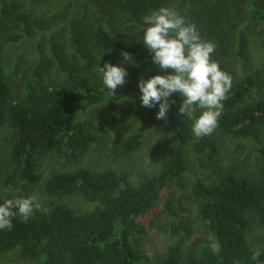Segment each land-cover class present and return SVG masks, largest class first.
<instances>
[{
	"label": "trees",
	"instance_id": "1",
	"mask_svg": "<svg viewBox=\"0 0 264 264\" xmlns=\"http://www.w3.org/2000/svg\"><path fill=\"white\" fill-rule=\"evenodd\" d=\"M14 1L0 0L4 24L12 16L10 6ZM62 1L65 5V0ZM95 1L98 10L93 14L99 26L89 30V42L105 48L115 65L131 67L135 76L126 78L113 95L103 83H90L77 76V68L65 63L52 40L47 48L52 63L43 61V56L39 65L22 68L19 87L0 63V130H7L2 186L10 191H21L38 182L37 164L42 155L52 156L65 166L78 163L97 140L91 112L99 106L121 103L141 78L165 74L154 66L151 53L143 46L140 35L143 36L146 25L139 18L141 7L174 9L186 22L197 26L201 37L207 36L203 39L212 42L215 28L229 31L224 27L231 22L229 3L236 0ZM238 1L247 24L255 30L261 67L250 70L256 73L236 75L227 64L219 65L233 77L215 130L247 141L255 131L264 128V97L257 94L264 85V0ZM207 19L212 23L208 24ZM20 20L29 25L28 18ZM3 23L0 38L4 35ZM70 28L74 30L71 47H78L76 40L82 37L78 24L72 21ZM12 36L10 33L9 38ZM215 38L220 53H225L234 41V35L228 41L218 35ZM83 52L84 47L77 50ZM122 52L131 58L125 62ZM170 99L175 102L170 103L167 124L176 144L158 175L132 185L125 174L108 167L101 170L65 167L51 172L43 184L48 196L78 197L91 208L58 203L47 211L33 212L26 223L14 217L11 230H0V256L14 253L19 261L28 264H150L134 247L136 236L142 233L141 218L170 190L189 183L208 237L195 238L183 254H169L166 264H264V251L254 261L251 257L255 250L247 244L248 233L254 227L264 228V184L232 171L205 181L192 170L189 158L196 144L192 121L177 114L182 97L172 94ZM140 145V135L133 132L120 142L119 150L131 155ZM213 151L209 144L197 153L212 159ZM259 152L264 157V147ZM165 207L170 210L168 204ZM214 247L219 251H213Z\"/></svg>",
	"mask_w": 264,
	"mask_h": 264
},
{
	"label": "rangeland",
	"instance_id": "2",
	"mask_svg": "<svg viewBox=\"0 0 264 264\" xmlns=\"http://www.w3.org/2000/svg\"><path fill=\"white\" fill-rule=\"evenodd\" d=\"M63 3L62 0H15L10 6L12 16L5 20V24L0 18L4 34L0 38V63L7 75H13L12 79L18 87L21 81L19 73L22 68H33L39 65L43 56V61L52 63L49 60L50 52L47 50L50 46L49 40H52L61 52L65 63L77 68V76L90 83H102L101 75L97 71L98 65L103 67L105 62L115 65L109 52L89 42L87 37L89 30L99 26L93 14L98 10L97 2L83 0L70 3L65 0V5ZM92 8L94 11H91ZM157 9L159 8L141 7L139 18L142 19ZM229 14L231 22L224 26L229 28V31L225 33L223 28L221 30L215 28V36H222L228 41L234 35L233 44L228 45L225 53H220L216 44L212 59L220 66L227 64L236 75L244 72L256 73L250 71L251 69L257 71L261 67L255 30L252 25L247 24L243 6L238 0L229 3ZM0 17H3L1 10ZM21 17L29 19L28 26L20 20ZM72 21L78 24L82 36L76 40L78 47H71L74 31L70 28ZM206 21L208 24L212 23L210 19ZM26 29L27 33H24ZM10 33L13 36L9 38ZM215 36L212 38L214 43ZM140 37L143 36L140 35ZM83 47L85 52L77 53V50L81 51ZM215 56L219 57L215 58ZM124 68L128 72L126 78H134L133 69ZM257 94L259 97H264V85ZM140 95L138 86H135V89L121 103L96 107L90 114V121L95 127L97 140L89 153L81 157L78 163L70 166L59 163L52 156L42 155L37 164L38 182L17 192L2 186L6 173L4 139L7 130L1 129L0 204L5 199L34 195L40 204V208L34 212L47 211L58 203L68 204L73 208L90 209L91 205L78 197L57 198L45 193L43 184L48 175L53 171L65 170V167L91 170L108 167L117 173L125 174L132 185L158 175L176 144L175 136L167 120L156 119L158 105L151 109L143 107L140 104ZM199 114L198 109L196 115ZM133 132L140 135V148L131 155H124L119 150L120 142ZM195 143L189 165L192 170L202 175L205 181L214 180L221 173L232 171L258 184H264V157L259 152L264 147V128L255 131V134L247 141L237 140L215 130L210 136L200 139L195 137ZM209 144L214 149L210 152L212 159H209L208 155L197 153ZM165 204H168L170 210L165 207ZM141 223L142 233L136 236L134 247L140 255L148 258L150 264H166L169 254L173 253L175 256L183 254L187 252L195 238L208 237V232L199 219L189 183H186L183 188L170 190L147 215L141 218ZM247 244L252 250L259 248L260 251H264V228L254 227L248 233ZM0 264L28 263L19 261L14 253H6L0 256Z\"/></svg>",
	"mask_w": 264,
	"mask_h": 264
},
{
	"label": "clouds",
	"instance_id": "3",
	"mask_svg": "<svg viewBox=\"0 0 264 264\" xmlns=\"http://www.w3.org/2000/svg\"><path fill=\"white\" fill-rule=\"evenodd\" d=\"M146 25L143 46L151 53V61L164 75H154L138 81L140 104L145 108L158 105L156 119L167 120L170 97H182L178 115L192 121L191 131L197 138L210 136L218 127L223 101L228 98L232 77L212 59L216 44L203 39L195 24L188 23L174 9L162 7L142 18ZM123 60L131 56L121 53ZM104 87L113 95L126 82L127 70L105 62L97 66ZM175 101H171L174 103ZM200 114L197 116V110ZM40 208L36 196L5 199L0 204V230H11L12 219L26 223L34 210ZM218 252L219 248L214 247ZM257 248L251 257L260 256Z\"/></svg>",
	"mask_w": 264,
	"mask_h": 264
}]
</instances>
